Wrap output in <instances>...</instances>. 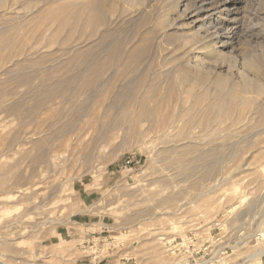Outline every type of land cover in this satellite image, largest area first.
Masks as SVG:
<instances>
[{"label":"rangeland","instance_id":"1","mask_svg":"<svg viewBox=\"0 0 264 264\" xmlns=\"http://www.w3.org/2000/svg\"><path fill=\"white\" fill-rule=\"evenodd\" d=\"M91 1L0 0V264H264V0Z\"/></svg>","mask_w":264,"mask_h":264},{"label":"bare ground","instance_id":"2","mask_svg":"<svg viewBox=\"0 0 264 264\" xmlns=\"http://www.w3.org/2000/svg\"><path fill=\"white\" fill-rule=\"evenodd\" d=\"M93 1H96V3L98 2L97 0H93ZM91 1V2H93ZM128 1V0H127ZM136 1V0H135ZM182 0H174V4L176 6H180V2ZM237 1L238 0H189V1H186V3H183V11L184 12H187V14H189V18L192 19L193 22H197L199 23V32H203V35L201 37V40H200V44H201V48H203L205 50V53L204 54H207V57L204 56V58H209V57H216L214 55H217V54H220L219 52L222 51V48H225L226 46H231V44H233L236 39H237V31H239V29L241 28L239 22H238V14L236 13V8L235 6L238 5L237 4ZM90 2V3H91ZM101 2V1H99ZM170 2V1H169ZM94 3V2H93ZM92 4V3H91ZM101 4V3H99ZM98 4V6H99ZM93 5H97V4H93ZM91 5H89L90 7ZM174 6V5H173ZM88 7V8H89ZM91 8V7H90ZM99 8V7H98ZM173 8V7H172ZM171 8V9H172ZM179 8V7H178ZM174 9V8H173ZM180 9V8H179ZM90 10V9H89ZM88 10V11H89ZM94 10V8H93ZM100 10V8H99ZM92 11V9H91ZM172 11V10H171ZM238 11V9H237ZM102 12V11H101ZM177 13V12H176ZM90 14V17L93 15L92 13H89ZM92 14V15H91ZM179 14V13H178ZM183 14V13H182ZM186 14V15H187ZM97 16V15H95ZM94 16V17H95ZM181 16V15H180ZM183 16V15H182ZM89 17V16H88ZM179 17V15H178ZM185 17V16H184ZM91 19V18H90ZM97 19V18H96ZM89 20V18H88ZM99 20V19H97ZM95 21V20H94ZM91 22V21H89ZM94 23V22H93ZM92 23V24H93ZM187 23V22H186ZM183 25H186V24H183ZM191 25V24H190ZM196 31V30H195ZM194 31V32H195ZM192 35V34H191ZM196 38V37H195ZM199 41V40H198ZM192 42V41H191ZM199 46V44H198ZM260 46V45H259ZM194 47V46H193ZM188 48V47H187ZM200 48V49H201ZM219 49V50H217ZM136 51H132L131 54H132V59L135 58L136 54H138L139 52H137L138 49H135ZM194 50V49H193ZM264 50V48H263ZM203 52V51H202ZM198 53V52H197ZM189 55V54H187ZM130 56V55H129ZM193 56V55H192ZM195 56V55H194ZM196 57V56H195ZM201 58V56H199ZM197 56V59L199 58ZM217 57H219L217 55ZM129 59V58H127ZM211 59V58H210ZM221 59V58H219ZM135 61V60H134ZM202 61V60H201ZM246 61V60H245ZM184 62V61H183ZM204 62V61H203ZM210 62V61H209ZM184 69H182V74H181V81H185L186 80V77L187 75H190V80H189V84L191 85L190 88L187 90V91H191L194 88V86L197 84L199 85L200 83L204 82V81H208V64L206 63H203V67L201 66V63H200V60H196L193 59L191 56L190 58L188 57V59L186 60V62H184ZM191 63H198V64H194L192 65ZM251 65H252V61L250 62ZM205 64V65H204ZM250 65V66H251ZM215 66V65H214ZM212 65V67H214ZM249 67V66H248ZM210 69V68H209ZM253 69V68H252ZM181 71V70H180ZM216 72V70H215ZM213 74V72H211ZM219 73H217L218 75ZM241 74V72H240ZM243 75L242 77L244 78V80L246 81L244 86H241V87H248L250 86L249 85V82L248 81H251L252 83V80H255L253 79L254 77V74H253V77H249L248 74L244 75V74H241ZM213 76V75H212ZM219 77V76H218ZM221 77V76H220ZM210 79V78H209ZM220 78H217L216 76V79L214 80V82H217L219 81ZM192 80V81H191ZM212 80V78H211ZM223 80V78H222ZM222 80H221V83H222ZM243 80V79H242ZM210 81V80H209ZM191 82V83H190ZM228 82V80L226 81ZM243 82V81H242ZM255 82V81H254ZM205 83V82H204ZM207 83V82H206ZM219 83V82H218ZM231 83V82H230ZM240 82H238L239 84ZM244 83V82H243ZM259 82H257L256 84H258ZM261 83V82H260ZM210 84V83H209ZM208 84V85H209ZM212 84V82H211ZM217 83L213 84V85H216ZM225 81L224 83H222V85L224 86ZM237 84V82H236ZM242 84V83H240ZM255 84V85H256ZM220 83L218 84V89H221V88H224V87H221L219 88L220 86ZM221 85V86H222ZM231 85V84H229ZM234 85V83L232 84V86ZM243 85V84H242ZM264 85V84H263ZM211 86V85H210ZM217 86V85H216ZM227 86V85H225ZM231 86V87H232ZM239 86V85H238ZM237 86V88H238ZM231 87H229L231 89ZM236 87V86H235ZM260 87H262V84L260 85ZM212 88V87H211ZM228 88V86H227ZM228 88V89H229ZM236 88V89H237ZM225 89V88H224ZM227 89V90H228ZM223 90V89H222ZM234 90V89H233ZM238 90V89H237ZM246 90V89H245ZM256 90V87L255 89ZM258 90V89H257ZM205 91V90H204ZM230 91V90H229ZM248 91V90H247ZM250 91V89H249ZM192 92V91H191ZM255 92V91H254ZM253 92V93H254ZM250 93V92H248ZM230 95V92L228 93ZM227 94V95H228ZM242 94V93H241ZM245 94V93H244ZM256 94V93H254ZM246 95V94H245ZM240 96V95H239ZM199 97V96H198ZM229 97V96H228ZM234 97V95H233ZM230 98V97H229ZM232 98V97H231ZM201 100V99H200ZM198 100V101H200ZM231 100V99H230ZM212 104V103H211ZM216 104V103H215ZM188 111V110H187ZM224 112V111H223ZM179 122V121H178ZM177 122V124H178ZM221 123V122H219ZM223 123V122H222ZM170 126V125H169ZM165 128V127H164ZM169 128V127H167ZM164 132V131H163Z\"/></svg>","mask_w":264,"mask_h":264}]
</instances>
